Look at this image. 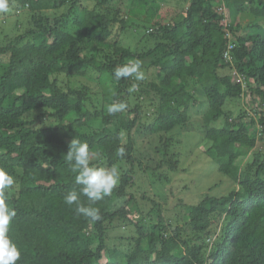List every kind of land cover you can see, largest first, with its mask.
I'll list each match as a JSON object with an SVG mask.
<instances>
[{"label": "trees", "instance_id": "1", "mask_svg": "<svg viewBox=\"0 0 264 264\" xmlns=\"http://www.w3.org/2000/svg\"><path fill=\"white\" fill-rule=\"evenodd\" d=\"M115 1L9 0L0 13V164L16 181L17 264H264V0ZM134 16L149 28L139 38ZM129 59L143 81L114 79ZM113 100L128 108L109 115ZM73 138L93 164L120 169L92 204L96 221L64 201L80 187L64 159ZM197 158L191 179L220 176L201 194L170 175Z\"/></svg>", "mask_w": 264, "mask_h": 264}, {"label": "clouds", "instance_id": "2", "mask_svg": "<svg viewBox=\"0 0 264 264\" xmlns=\"http://www.w3.org/2000/svg\"><path fill=\"white\" fill-rule=\"evenodd\" d=\"M9 8V0H0V13H7ZM113 76L116 81L129 78L135 81H143L145 72L139 59H129L126 63L114 68ZM135 91L136 85L133 84L128 92L133 93ZM116 95L115 92L112 93L113 97ZM106 107L109 115H115L124 112L128 105L123 101L113 100ZM119 136L122 140L123 132ZM116 155L123 157L125 148L123 146L119 147ZM93 157L94 153L90 151L87 141H81L78 138H73L70 141L69 150L64 159L69 163L71 172L75 175L74 184L80 187L79 192L75 188L68 192L64 197V201L69 206H75L74 210L78 215L96 221L101 218V212L98 207H93L92 204L112 195L120 181L121 173L116 165L107 167L93 164ZM15 183V177L9 169L0 164V264H17V261L21 258L19 246L9 235V228L16 217V210L7 202L6 190L11 189ZM81 195L87 197V200L91 203L87 205L83 203L80 199Z\"/></svg>", "mask_w": 264, "mask_h": 264}, {"label": "rangeland", "instance_id": "3", "mask_svg": "<svg viewBox=\"0 0 264 264\" xmlns=\"http://www.w3.org/2000/svg\"><path fill=\"white\" fill-rule=\"evenodd\" d=\"M129 3H130V1H128V0H117V1H115V4H120V5L123 4L122 7H123L124 10L127 9V6H128ZM171 16H172L171 14H170V16H168L169 19H170ZM129 22H130L129 25L130 24L132 25L130 30L132 31V33L135 36H137V38L143 36V34L145 32H147L148 29H149L148 27L147 28L144 27L143 23H140V21H139L137 16H134L133 19L130 18ZM136 25H139V26H136ZM149 31H151V30H149ZM125 41L126 42H131L133 44L135 43L134 41H132V39L130 40L128 37L125 38ZM243 103H244V105H243ZM243 103H242V106L250 112L251 111L250 105L247 104L246 102H243ZM231 108L234 109L232 106H231ZM235 113H238V112L235 110ZM202 115L203 114L199 113V112L198 113H196L195 111L192 112L193 124L189 127L190 129H192V130H199L200 129V125L202 124ZM183 131H188V130H183ZM257 131L258 132L256 133V137H259L260 128H257ZM188 133H190V131ZM140 144H141V147H142V151H144V149L146 148V140H140ZM257 150H258V148H251V150L249 151V155H248V157L246 159V162H248L249 164L253 162L254 154L258 153V152H255ZM198 160L199 159L197 158L196 161L193 164L190 163V165H192L191 166V172L187 176L183 175V173H181L179 171L170 172V175L173 178L174 184H177L179 189L186 188L184 186V184L187 183L189 180H192L193 183L190 185V189H192L193 192H194V190H196V193L201 194L202 192L206 191L207 188L212 186L214 183L219 182V177L220 176L218 178H215V175L213 174L212 170L208 171L209 172V179H207V180L202 178V176L205 173H203L196 180L195 179H191L192 176H194L195 174L199 173V171H200V170H198L197 165H195L196 162H198ZM213 168L215 170L217 169L216 164L213 165ZM190 189L181 192V195H178V197H180V196L184 197L185 196V198H192L193 193H192V191ZM217 190L220 191L221 194H223L226 191V187L224 186V190L222 191V187L219 186V187H217ZM107 260H108V258H107L106 254H105V256L102 259V264H105L107 262Z\"/></svg>", "mask_w": 264, "mask_h": 264}]
</instances>
